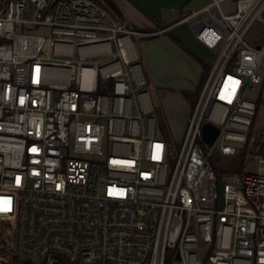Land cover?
I'll list each match as a JSON object with an SVG mask.
<instances>
[{"label":"built area","instance_id":"obj_1","mask_svg":"<svg viewBox=\"0 0 264 264\" xmlns=\"http://www.w3.org/2000/svg\"><path fill=\"white\" fill-rule=\"evenodd\" d=\"M178 16L147 32L96 0H0V264H264V153L257 171L213 165L264 98L246 39L264 0ZM184 21L216 54L177 143L135 42Z\"/></svg>","mask_w":264,"mask_h":264},{"label":"rangeland","instance_id":"obj_2","mask_svg":"<svg viewBox=\"0 0 264 264\" xmlns=\"http://www.w3.org/2000/svg\"><path fill=\"white\" fill-rule=\"evenodd\" d=\"M124 1L125 2H130L133 6L138 8L134 2H131L130 0H112L113 3L117 6L118 12L112 10V14L122 20H127L130 24H132L136 29H140L142 31H154L158 30L160 27H162L164 24L157 22L155 19H151L148 17L144 12L140 10L141 13L145 17H147L148 21H151V25L153 28H146L147 26L142 27V25H135L133 22L129 21L128 15L131 17V11L128 13L127 9L124 7ZM211 0H187V2L184 4L182 8L178 10L179 14H184L185 12H190L192 10H198L200 7L206 5L209 3ZM133 16V14H132ZM134 17V16H133ZM155 35V34H154ZM153 35V36H154ZM150 36V35H147ZM151 38L153 37H145V36H140V39L143 41H150ZM159 38H155L152 40L151 45H146L144 44V47L147 54H149V58H151V55H154L153 61L159 62L160 63V68L166 69V64L162 62L163 60L166 62V59H171L172 62L170 64H167L168 66H175L172 68L170 73H173L176 75V80L178 83L183 82V77H185V73H191L190 71H194L191 69V67H186L182 69L180 65H176V62H174V57L176 51V47H174L171 43H167L165 41H157ZM246 39L248 42L251 44H254L256 46L260 44H264V24L262 22H256L254 23L248 30L246 34ZM175 55H174V54ZM152 55V56H153ZM159 56V57H157ZM174 56V57H173ZM162 59V60H160ZM174 64V65H173ZM260 73H264V61L261 64ZM202 73V72H201ZM157 92L161 94L164 91L168 92H175V90L180 93L181 90L180 88H177L176 86L173 85L171 88H164L162 84L155 83L154 84ZM151 87V86H150ZM152 95H153V100L154 103H157V99H155V92L153 87L150 88ZM183 93V92H182ZM259 95V90L258 91H250L248 93V96L251 98H258ZM161 98H163L161 96ZM189 104H191V100H188ZM162 105L157 109V112L155 116L158 117L159 122H161L159 126V133L165 137L169 142H172L174 139L177 143L181 142L184 139V134L186 131L187 127V119L184 114L187 111V109L184 111L180 110H175L172 109L171 107H167V105L164 103L162 99ZM159 104V103H158ZM257 113L254 117V124L250 133V139L248 141V145L246 143L242 142H233L237 145L238 150L240 151H248L244 154L243 157H240V155H233V156H226V155H221L218 159H213V165L215 166V169L217 172H233L237 171L236 169L238 168H243V170H251V171H257V165L253 164L254 162V156L257 154H263L264 153V98H261L260 101L257 102ZM160 105V104H159ZM190 107V106H189ZM165 110V113L163 112ZM164 114H166V120L164 118Z\"/></svg>","mask_w":264,"mask_h":264},{"label":"crops","instance_id":"obj_3","mask_svg":"<svg viewBox=\"0 0 264 264\" xmlns=\"http://www.w3.org/2000/svg\"><path fill=\"white\" fill-rule=\"evenodd\" d=\"M124 7L127 9L128 13L131 11V17L128 15L130 22H133L135 25H142V27L147 26L146 28L148 27L151 29L153 28V26H150L151 21H148L150 19L145 17L143 13L140 12L141 9L138 10V8L133 6L130 2H125V1H124ZM132 14L134 17L132 16ZM141 36L153 37L151 38L150 41H143L139 37V40L135 42V47H137V51L141 56L142 62L145 67V73L147 77H149L150 83L152 84V87L154 89L155 99H157V104L159 103L160 104L159 106H161L162 105L161 101L163 99L167 107H171L172 109L175 110H180L181 112L182 111L185 112V110L187 109V111L185 112L186 114H184L187 119L192 104H189L188 100L190 99L185 96V92L190 91L191 93H193L198 88L202 77L201 72L203 70V65L201 61H198V59L186 47L178 43L170 35V33H159V34H155L154 36L153 35L150 36L141 35ZM155 38H159L157 41H165L167 43H171L174 47H176V51H174V53L176 52L175 53L176 55L173 53L175 55V57L173 56L174 57L173 61L176 62V65H180L182 69L186 67H191V69L194 70L193 72L190 71L191 73L184 72L185 77H183V82L178 83L176 80L177 79L176 75L170 73L169 70L175 67V66L171 67L167 65L172 62L171 59H166V62L164 60L162 61L166 64L167 67L166 69H162L160 68L159 62L153 61L154 59L153 54H152L153 56L151 55L152 59L149 58V54H147L145 50L146 47H144V44L151 45L152 40H154ZM156 82L162 84L164 88H171L174 85L177 88H180L181 92L178 93L176 90L175 92L164 91L161 94L163 98H161L160 93L157 92L154 86ZM163 112L165 113V110ZM164 115L166 116V114Z\"/></svg>","mask_w":264,"mask_h":264},{"label":"water","instance_id":"obj_4","mask_svg":"<svg viewBox=\"0 0 264 264\" xmlns=\"http://www.w3.org/2000/svg\"><path fill=\"white\" fill-rule=\"evenodd\" d=\"M141 9L148 17L155 19L157 22L169 24L179 19L178 10L184 6L187 0H130ZM170 35L177 40L182 46L186 47L193 55L202 58L209 63L214 62L216 52L199 41L194 31H192L188 22L179 23L169 28ZM204 136L209 143L213 144L217 138L219 127L213 123L207 122L203 126ZM215 159L220 157V151L216 150ZM223 182H220L222 191ZM224 196L221 193V206L223 205ZM210 264V263H207Z\"/></svg>","mask_w":264,"mask_h":264},{"label":"trees","instance_id":"obj_5","mask_svg":"<svg viewBox=\"0 0 264 264\" xmlns=\"http://www.w3.org/2000/svg\"><path fill=\"white\" fill-rule=\"evenodd\" d=\"M98 3H100L103 7H105L108 11H112V10H114V11H116V12H118V10H117V6L115 5V3H113L112 2V0H96ZM112 13V12H111ZM160 23V22H159ZM177 41V40H176ZM178 42V41H177ZM179 43V42H178ZM195 56V55H194ZM197 59H198V61H201V63H202V65H203V70H202V73H201V81H200V83H199V86H198V88L196 89V91L195 92H193V93H191L190 91H186L185 92V96L187 97V98H189L190 100H191V104H194L195 102H196V100H197V98H198V96H199V93H200V89H201V86L203 85V82L205 81V79H206V75H207V73L209 72V70H210V68H211V63H209V62H207V61H204L202 58H199V57H197V56H195ZM261 99H259V101H260ZM256 113H257V111H256ZM256 115V114H255ZM255 117V116H254ZM253 120H254V118H253ZM253 124H254V121H253ZM253 124H252V126H251V128H250V132H249V135H250V133H251V130H252V127H253ZM249 139H250V137H249ZM249 141V140H248ZM247 145H248V142L246 143ZM246 152H248V151H238L236 154H234V155H240V157H243L244 156V154L246 153ZM237 171H243V168H238V169H236Z\"/></svg>","mask_w":264,"mask_h":264}]
</instances>
